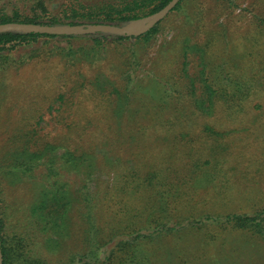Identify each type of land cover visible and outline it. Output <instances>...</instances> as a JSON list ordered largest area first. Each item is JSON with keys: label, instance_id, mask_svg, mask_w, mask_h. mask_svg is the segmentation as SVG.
<instances>
[{"label": "rangeland", "instance_id": "rangeland-1", "mask_svg": "<svg viewBox=\"0 0 264 264\" xmlns=\"http://www.w3.org/2000/svg\"><path fill=\"white\" fill-rule=\"evenodd\" d=\"M251 2L259 6L258 12L264 11V0H245L236 11L218 0H183L182 8L159 24L150 43L119 42L112 36L104 40L108 48L97 57V51L89 50L65 59L60 50H52L67 49L69 40L44 39L49 44L38 57L0 70V171L4 157L28 148L32 152L35 146L58 147L53 189L80 203L69 208L66 230L60 229L62 239L48 234L47 238L52 236L46 248V235L37 234L42 256L53 262L89 263L85 199L91 196L99 228L125 219L123 214L131 208L138 220L147 218L150 212L144 213V206L151 193L154 199L158 193H144V200L138 192L130 203L121 190L126 174L135 170L166 180L159 188L177 194L171 214L184 222L180 233L166 237L163 247L151 255L152 264H264V235L222 225H188L208 214L254 215L264 209V88L240 106L231 108L217 100L212 110L203 111L181 73L186 68L194 77L224 62L228 63L224 68L231 70L232 58L248 55L253 46L264 57V36H259L254 13L247 9ZM32 3L0 0V9L27 12ZM145 18L133 26L145 25L149 21ZM77 25L96 24L70 26ZM93 39L75 40L74 48L92 46ZM207 44V54L195 49ZM34 46L16 45L10 50L18 59ZM132 47L141 63L134 62L135 67L129 62ZM160 84L167 92L164 96L158 92ZM131 120L138 124L134 130L141 126L145 132L135 142L130 139L114 147L112 139L132 130ZM67 150L83 159L75 166L66 165L61 157ZM13 156L11 161H16ZM85 157L91 159L92 168ZM47 174L42 166L33 178L16 181L0 172V207L8 235L19 227L34 233L32 210L49 188Z\"/></svg>", "mask_w": 264, "mask_h": 264}, {"label": "trees", "instance_id": "trees-1", "mask_svg": "<svg viewBox=\"0 0 264 264\" xmlns=\"http://www.w3.org/2000/svg\"><path fill=\"white\" fill-rule=\"evenodd\" d=\"M24 1L33 2L27 12L14 11L9 13L5 9H0V24L26 23L45 26L115 24L123 26L125 23L140 20L143 17H149L159 12L171 0H66L61 5H57L56 2L58 0ZM67 1L71 2V5L67 4ZM218 1L224 3V8H231L233 11H236L240 8V3L245 0ZM182 2L183 0L180 1L174 10L181 9ZM256 6L258 5L255 2H251L247 9L250 10V13H254L253 21L256 22L261 30L259 36L262 37L264 36V11L258 12ZM159 24L139 38L112 34L52 36L16 31L1 33L0 70L12 65L23 66L28 60L38 57L40 53L44 52V46L49 44L46 41L43 42L42 40L44 39L69 40L71 45L67 49L55 47L54 50H52V52H54L55 49L60 50L59 53H61L65 59H70L77 54H87L89 50L97 51L95 54L97 57L100 55L101 50L108 48L107 43H104L106 38L113 36L119 42L139 39L144 43H150L158 33ZM196 34L198 33L196 32ZM94 36L99 38H95ZM92 37L96 45L83 46L80 44L77 49L74 48L75 45L73 41L90 40ZM253 38V40H256V35H254ZM251 41L252 40H250V42ZM35 43L37 47L34 46L30 51L21 54L18 59L13 57V51L10 49L15 48L16 45L26 48V46H31V44ZM208 47L209 44L205 46V49L199 47H195V49L204 52ZM130 51L132 55L129 57V62L131 61L134 67L136 66L134 62H136V64H141L137 59V51L134 50L133 47L130 48ZM204 54H207V51L204 52ZM261 54V49L257 48V46H253L248 55L234 56L235 58H232L231 70L229 68H224L227 66V62L214 67L208 72L207 68H205L194 77L187 75L186 68L181 70L183 76L189 80V87H191L190 94L196 96L195 103L197 108L203 111L212 110L214 102L217 100L223 102L225 105L226 103L229 104L231 108L237 107L262 91L264 88V57H262ZM128 78H130V74ZM197 83H203V85L197 86ZM160 85L162 89L160 91L158 89V92L164 96L167 92L164 90L162 84ZM116 92H118V90H116ZM124 97H126V95H124ZM164 110L165 108L160 109V113H163ZM140 124L139 122V125ZM128 125L130 127L132 126V130H128L125 134H121L112 139L111 142L114 144V147L120 144H126V141L130 142V139L133 140L132 142L137 141L146 130V128L141 126L134 130V127L136 128L138 125L135 120H131ZM57 149L58 147H48V145H43L40 148L35 146L32 152L29 151L28 148L22 153H14L16 161H13L14 159H12L13 162L11 161L10 156L13 155L8 156V158H3L4 166H1L0 172L13 177L16 181H20L21 178L25 177L30 179L33 178L36 169L39 167L43 166L47 168L48 174L46 179L49 187L44 190L41 199L38 200L36 206L32 210V215L35 219V230L33 234H29L25 232L22 227H19L17 232L8 235L6 231L7 225L3 218L2 208L0 207V234L3 264H67V261L64 259L53 262L42 256L38 251L40 243L37 234L46 235L45 247L46 244L51 241L50 236H52L50 235L47 238V235L50 233L52 234V232L62 239L63 234L60 232V229H62V231L66 230L69 220V210L80 205V203L76 204L79 202V199L69 200L66 192L60 195L53 189L55 185H53L52 180L53 177L58 175L57 171H59L55 169L57 159L54 152ZM80 159L83 158H76L74 152L69 150L61 157V160L64 161L66 165L69 164L71 166H75ZM84 160L86 164L88 163L87 167H89V169L93 167L89 157H85ZM208 176L209 175L206 174L203 178L206 179ZM164 181L166 180L152 174L143 176L138 174L135 170L127 173L121 190L130 197V203H132L134 199V194L138 192L143 193L142 198H144V200V193L152 190H155L158 196L154 199V194L151 193L152 196L148 199L147 205L144 206V213L150 212L147 218H139L138 220L136 215H133L134 209L131 208L123 214L125 219L121 218L116 221L114 225H110L107 228H99L98 226L99 222L93 205L94 197L91 196V199H85L88 208L85 218L88 219V224L90 226V230L86 233V241L89 245L88 256L90 260L89 263L86 262L85 264H152L151 255L153 253L155 254L161 246L163 247L164 239L169 236H177L180 233L179 229L184 226L183 219L180 216L176 218L171 214L173 199L178 198L177 194L175 195L159 188ZM148 206H150V208ZM175 218L176 221L174 225L170 226V220L173 221ZM201 218L200 220L190 222L188 225H222L225 228L245 230L256 235H264V209L256 212L254 215L238 213L208 214ZM150 229H153V231H150ZM152 244H157L158 247L153 248L151 246Z\"/></svg>", "mask_w": 264, "mask_h": 264}, {"label": "water", "instance_id": "water-1", "mask_svg": "<svg viewBox=\"0 0 264 264\" xmlns=\"http://www.w3.org/2000/svg\"><path fill=\"white\" fill-rule=\"evenodd\" d=\"M181 0H171L159 12L145 18L149 21L141 26L134 27L139 20L132 21L128 25L117 26L110 24H96L87 26H45L26 23H6L0 24V34L6 32H29L52 36H85L94 34H112L119 36L141 37L156 27L163 21L180 3ZM0 264H3V256L1 251V234H0Z\"/></svg>", "mask_w": 264, "mask_h": 264}]
</instances>
